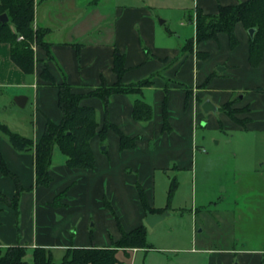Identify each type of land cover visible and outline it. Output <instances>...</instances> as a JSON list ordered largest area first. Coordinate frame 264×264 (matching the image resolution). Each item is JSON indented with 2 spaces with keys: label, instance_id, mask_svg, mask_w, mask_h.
Instances as JSON below:
<instances>
[{
  "label": "crops",
  "instance_id": "0c3cea01",
  "mask_svg": "<svg viewBox=\"0 0 264 264\" xmlns=\"http://www.w3.org/2000/svg\"><path fill=\"white\" fill-rule=\"evenodd\" d=\"M233 4L238 3L217 2L210 12L199 5L196 8L205 14H215L219 5ZM143 8L145 10L146 7L120 5L117 0H36L34 27L47 31L43 41L49 45L53 59L49 60L36 45L35 71L32 75H26L16 67L10 60L9 46L0 44V89L12 86L32 90V136L20 135L7 125H2L32 140L34 145L43 134L47 120L59 123L62 118L57 106L56 89L38 78L44 64H47L56 83L65 78L73 92L82 95L95 90L102 82L107 86L117 82L113 71L115 56L123 57V85L147 79L152 81L151 86L142 89L141 95H111L107 109L97 98H86L82 102L95 108L99 128L109 122L124 135L138 137L136 148L121 151L117 134L110 130L103 141L95 138L91 143L95 168L70 170L66 166V158L55 147L50 167L51 183L47 187H37L35 184L34 153L15 150L0 134V154L24 189L19 196L18 214L0 203V229H3L2 236L8 240L0 242V247L18 244L31 252L37 247L44 248L52 252L53 258L55 250L62 251L63 256L71 247H109L111 241L120 237L119 230L117 237L110 240L108 245H96L92 238L88 242L81 237L93 236L84 222L90 219L84 218V215L88 214L90 218V212L99 213L106 201L125 232L145 226L146 213L136 187L140 185L143 188L152 209L160 210L152 206L148 196L150 175L154 170L167 167L166 159L179 160L183 157L181 120L186 118L189 123L192 122L190 115L194 117L206 100L216 106V111H221L224 104L233 102L232 108L247 113L243 129L246 130L254 120H260L259 128L264 130V53L258 67L249 65L248 31L241 24L235 26L237 45L234 48L228 46L227 54L219 57L215 66L220 68L215 72L203 62L208 55L204 45L211 41L194 43L192 51H185V45L174 48L168 40L157 42L155 26L151 20L143 18V13H146ZM192 22L195 38V21ZM221 35L225 34H220L218 38ZM147 93L154 97L153 105L146 102ZM22 96L27 98L25 108L30 99L28 93ZM137 99L152 108V118L147 122L136 121L132 117L133 103ZM164 100L168 112L167 130L163 129ZM223 115L226 124H237ZM203 119L200 116L199 121ZM219 127H223L221 122ZM173 133H179L180 137L173 138ZM150 144H153L152 149L149 148ZM15 191L14 181L0 173V193L11 198ZM62 192L65 193L64 199L59 205H53L55 197ZM126 208L130 213L125 211ZM128 214L132 216L130 221H127ZM14 236L24 238L19 242L15 241ZM148 245L151 248L147 250H120L117 254L119 264H131L139 251L154 249L150 243ZM125 253L129 257H125Z\"/></svg>",
  "mask_w": 264,
  "mask_h": 264
},
{
  "label": "rangeland",
  "instance_id": "374dc122",
  "mask_svg": "<svg viewBox=\"0 0 264 264\" xmlns=\"http://www.w3.org/2000/svg\"><path fill=\"white\" fill-rule=\"evenodd\" d=\"M117 1L127 7H146L143 18L153 22L156 41L168 40L174 48H182L194 38L192 20L197 5L210 12L217 2L229 4L243 0ZM228 46L226 35L206 43L204 49L208 55L203 60L206 66L218 72L220 66L215 63L227 54ZM27 93L30 101L25 108H18L15 98ZM32 97L31 89L2 87L0 123L31 137ZM153 98L147 93L146 102L153 105ZM221 111L205 114L199 107L194 117L190 115L192 122L181 120L183 157L166 159L168 166L154 170L147 186L152 206L166 209L168 216L152 227L145 218L147 242L154 249L139 251L131 264H264V252H261L264 251V130L259 128L260 120L243 129L247 122L244 118H248L243 110L234 115L241 123L226 124L223 114H227ZM200 116L204 117L201 121ZM220 122L223 127H219ZM173 134V138L180 137L179 133ZM125 211L130 213L129 208ZM90 213V218L84 215L90 219L84 222L93 236L81 237L88 242L92 238L96 245H108L118 234L115 217L105 206L99 213ZM127 217V221L132 219L129 214ZM1 230L0 242L8 241ZM23 238L14 236L19 242ZM62 253L54 251L56 262L61 261ZM25 260L32 262L31 251L26 252ZM121 260L125 262L123 257Z\"/></svg>",
  "mask_w": 264,
  "mask_h": 264
},
{
  "label": "trees",
  "instance_id": "16d2710c",
  "mask_svg": "<svg viewBox=\"0 0 264 264\" xmlns=\"http://www.w3.org/2000/svg\"><path fill=\"white\" fill-rule=\"evenodd\" d=\"M34 7V0H0V15L5 14L8 18L5 24L0 23V44L9 46L10 60L26 75H32L35 71V57L31 49L33 42L46 53L49 60L53 59L49 45L43 41L47 31L34 27ZM195 15V38L185 44V51H192L194 43L216 41L220 34H225L228 37L230 48H234L238 42L235 26L241 24L247 31L250 29L254 31L253 36L249 37L248 62L253 68L259 66L264 53V0H246L233 5H219L215 14H205L196 8ZM201 57H205V55H201ZM113 71L117 76V82L114 85L107 86L105 82H102L95 90L82 95L73 92L65 78L60 83H56L47 64H44L38 73V78L46 85L56 89L57 106L62 114L60 122L54 123L47 120L44 132L35 145L32 140L13 133L6 126L0 124V133L7 138L15 150L34 153L35 184L37 187H47L51 183L50 167L55 147L66 158V166L70 170H93L95 158L91 143L95 138L103 141L110 130L117 134L121 151L136 148L138 137L124 135L109 122H105L99 128L95 108L82 104L86 98H97L107 109L111 95L129 93L141 95L143 88L152 85L150 79L123 85L121 83L124 73L122 56H115ZM232 105L233 102L226 103L221 110L236 123H241L242 120L234 118L238 110L232 108ZM167 114L164 100L162 115L163 129L165 130L168 129ZM132 117L136 121L147 122L152 118V108L143 100L137 99L133 103ZM0 173L12 179L16 186L15 194L11 198L0 193V203H4L18 214L19 196L24 189L16 176L9 171L1 154ZM136 188L145 213L158 214L166 211V209H152L147 202L143 188L140 185H137ZM64 197V192L56 196L53 205H59ZM104 206L115 217L120 231V237L111 241V246L106 248H97L94 245L87 248L71 247L65 251L60 262L54 260L50 250L37 247L33 249L32 262L29 263L25 260L27 248L17 244L0 248V264H119L117 254L120 250H147L151 248L147 243L145 226L141 225L125 232L107 201ZM125 257H129V254L125 253Z\"/></svg>",
  "mask_w": 264,
  "mask_h": 264
},
{
  "label": "water",
  "instance_id": "95a60500",
  "mask_svg": "<svg viewBox=\"0 0 264 264\" xmlns=\"http://www.w3.org/2000/svg\"><path fill=\"white\" fill-rule=\"evenodd\" d=\"M7 21H8V18L5 14L0 15V23L1 24H5ZM253 33H254V31L252 29L248 30L249 37H252ZM26 101H27V98H25L23 96H19V97L15 98V100H14L15 104L20 108H23L25 106ZM202 110L204 113L215 112L216 107L210 101H205L202 105ZM102 150H104V147L102 148ZM167 216H168V212H166V211H164L163 213H160V214L146 213V223L148 226L152 227V226L156 225L158 222H160L161 220H163Z\"/></svg>",
  "mask_w": 264,
  "mask_h": 264
},
{
  "label": "built area",
  "instance_id": "2783aa9c",
  "mask_svg": "<svg viewBox=\"0 0 264 264\" xmlns=\"http://www.w3.org/2000/svg\"><path fill=\"white\" fill-rule=\"evenodd\" d=\"M35 1L36 0H34V3H35ZM20 40H22V37H20ZM31 49H32L33 52L36 51V44L35 43L31 45Z\"/></svg>",
  "mask_w": 264,
  "mask_h": 264
}]
</instances>
